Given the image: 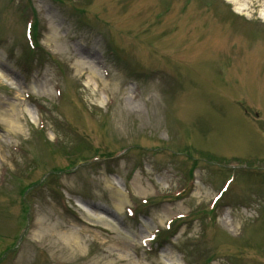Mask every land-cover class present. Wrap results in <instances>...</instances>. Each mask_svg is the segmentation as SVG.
<instances>
[{
  "label": "rangeland",
  "instance_id": "rangeland-1",
  "mask_svg": "<svg viewBox=\"0 0 264 264\" xmlns=\"http://www.w3.org/2000/svg\"><path fill=\"white\" fill-rule=\"evenodd\" d=\"M0 74V264H264V0H0Z\"/></svg>",
  "mask_w": 264,
  "mask_h": 264
},
{
  "label": "bare ground",
  "instance_id": "bare-ground-1",
  "mask_svg": "<svg viewBox=\"0 0 264 264\" xmlns=\"http://www.w3.org/2000/svg\"><path fill=\"white\" fill-rule=\"evenodd\" d=\"M228 1H233V0H228ZM82 63V62H80ZM79 65L82 67L83 66V63ZM0 78L2 79L3 82H5L6 84L9 83L8 80L5 79V77L3 75L0 74ZM90 82V83H89ZM88 84H91V80H89ZM97 82V81H96ZM10 85V84H9ZM97 87V86H96ZM32 92H33V89H32ZM139 185V183L137 182V180H135V182L132 184V187L137 191V192H140V188L137 187ZM193 194L195 195H200L201 194V190L199 189V185L197 183L196 187L193 189L192 191ZM110 199L112 200L113 202V205L114 207L117 209V210H122L123 208V205L124 203L126 202V199H125V195L124 193L122 192V189H117V190H114L113 193L111 194L110 196ZM78 207L80 209H82L83 211H85L86 214H84L82 216V218L86 221V222H89V221H93V222H96L98 224H101L107 228H109L111 231H114L116 233H119V235H121V237H123L124 240H126L129 244L130 243H135V240L133 239V237L130 236V234L122 231L116 222H114L113 220H111L108 216H103V215H100V214H95L94 211L90 208H87L85 205H83L82 203H80L78 205ZM163 214L164 215H169L171 216V210L167 209V208H164L163 209ZM92 223V222H90ZM146 224V228H148L149 230H151L152 227H150V224L149 223H145ZM43 242V240H42ZM65 242H68V243H71L70 240H65ZM40 243H41V240H40ZM73 243V246L74 247H78L77 246V243L75 244V242H72ZM174 262V261H173ZM172 261H168L166 262V264H174Z\"/></svg>",
  "mask_w": 264,
  "mask_h": 264
}]
</instances>
